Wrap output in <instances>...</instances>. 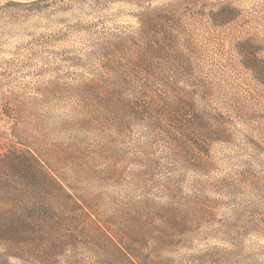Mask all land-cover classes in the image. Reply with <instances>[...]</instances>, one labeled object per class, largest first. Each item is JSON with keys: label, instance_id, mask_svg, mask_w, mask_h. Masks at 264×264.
<instances>
[{"label": "rangeland", "instance_id": "rangeland-1", "mask_svg": "<svg viewBox=\"0 0 264 264\" xmlns=\"http://www.w3.org/2000/svg\"><path fill=\"white\" fill-rule=\"evenodd\" d=\"M1 180L0 264H264V0H0Z\"/></svg>", "mask_w": 264, "mask_h": 264}, {"label": "trees", "instance_id": "trees-1", "mask_svg": "<svg viewBox=\"0 0 264 264\" xmlns=\"http://www.w3.org/2000/svg\"><path fill=\"white\" fill-rule=\"evenodd\" d=\"M23 156V158H24V160H26V161H24L25 163L27 162H29V161H35V157L32 155V154H29L28 153V155H26L25 154V156L24 155H22ZM26 157V158H25ZM11 159V158H10ZM31 159V160H30ZM13 161V163L9 166L8 165V168H10V169H12V170H17V165H15L16 163H14L15 162V160H12ZM27 166H26V169H27V171L28 170H30V169H32L31 167H30V164H26ZM33 167V166H32ZM22 170V169H21ZM33 170V169H32ZM25 169H23V171L22 172H27ZM35 172V171H34ZM34 174V173H33ZM18 176H16V177H21V176H24V173H22V174H17ZM34 176V175H33ZM27 179H28V176H27ZM35 180L33 181V183H34V185L35 184H39V182L40 181H38V179H36V178H34ZM4 181L5 180H1L0 181V185L2 184V183H4ZM7 188L6 187H3L2 185L0 186V191H2V192H5V194H4V197L6 198L5 200H4V204H1V206H0V213H2V214H4L5 215V217H4V220H6V223H4V222H2L1 223V221H0V235H6V234H9V233H11V235H13V234H15L16 232H18V230H16V229H19V227H22L23 226V224L24 225H26L25 224V220L24 219H21V217L19 216L20 214H18L17 216H18V218H15V213L13 214L12 213V208H13V205L14 204H11L10 202H9V199H11V197L13 196V195H15V197L17 196V194L18 193H14V194H12V193H10L9 191H7L6 190ZM6 190V191H5ZM18 192V191H17ZM0 194H2V193H0ZM3 195V194H2ZM23 229H25L24 227H23ZM21 231H23V230H21Z\"/></svg>", "mask_w": 264, "mask_h": 264}]
</instances>
